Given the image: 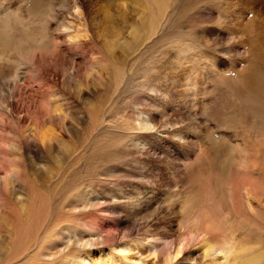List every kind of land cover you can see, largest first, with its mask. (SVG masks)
Wrapping results in <instances>:
<instances>
[{"label":"rangeland","instance_id":"374dc122","mask_svg":"<svg viewBox=\"0 0 264 264\" xmlns=\"http://www.w3.org/2000/svg\"><path fill=\"white\" fill-rule=\"evenodd\" d=\"M151 1L0 0V264H165L207 204L237 253L170 264H264V0Z\"/></svg>","mask_w":264,"mask_h":264},{"label":"bare ground","instance_id":"6f19581e","mask_svg":"<svg viewBox=\"0 0 264 264\" xmlns=\"http://www.w3.org/2000/svg\"><path fill=\"white\" fill-rule=\"evenodd\" d=\"M39 1V0H37ZM258 1H262V0H250V1H242L244 2V4L246 5H254L256 2ZM151 2H154V3H159V0H152ZM246 2V3H245ZM263 2V1H262ZM260 3V2H259ZM258 3V4H259ZM248 7H251V6H248ZM257 9H259L257 7ZM77 12V11H75ZM79 13V12H78ZM216 16V15H214ZM232 16V33L234 35H237L239 38H238V43L240 44L241 42H245V45L244 46V52H246L247 56H254L255 54H261V53H264L262 50V44L261 42H259V40H254L253 38L255 36H252L251 35V32L247 30V26L249 25V21H243V16L242 15H233L231 14ZM251 26V25H250ZM249 27V26H248ZM7 28V27H6ZM253 28V27H252ZM251 28V29H252ZM203 31V30H202ZM253 31V30H251ZM204 32V31H203ZM231 32V31H230ZM201 33V32H200ZM253 33V32H252ZM257 33V32H256ZM7 34V33H6ZM203 34V33H202ZM206 34V33H205ZM255 34V33H253ZM5 35V33L3 34ZM15 35V34H14ZM137 35V34H136ZM256 35V34H255ZM202 36V35H200ZM204 36V34H203ZM202 36V37H203ZM206 36V35H205ZM204 36V37H205ZM210 37V36H209ZM236 37V36H235ZM118 39V38H117ZM202 39V38H201ZM256 39V37H255ZM203 40V39H202ZM204 41V40H203ZM3 42V41H2ZM206 42H209V41H206ZM237 42V40L235 41ZM237 44V43H236ZM243 44V43H242ZM241 44V45H242ZM32 45V44H31ZM238 45V44H237ZM236 45V46H237ZM2 48V47H1ZM5 48V47H4ZM262 51V52H261ZM245 56V55H244ZM257 56V55H255ZM248 57H244V61L243 63L247 62L248 65L245 66L243 63L241 69L239 70V73L241 74H245L246 76H244L243 79H245V81L243 83V89L246 91V92H249L251 89H252V84L253 81L252 79L249 77V70L251 68V65L249 63V58ZM256 58V57H255ZM253 59V58H251ZM257 59V58H256ZM258 59L261 60V56L258 55ZM255 60V59H254ZM256 61V60H255ZM257 62V61H256ZM256 64V63H255ZM178 66V65H177ZM173 68L176 69L175 66L172 65ZM256 68H258L256 66ZM179 69V68H178ZM252 69V68H251ZM5 72V71H4ZM99 74V73H98ZM185 95V94H184ZM254 105L256 106H261V103L260 101L258 100H254ZM139 127L143 126V128H146L147 129H152L154 128L155 124L149 119H143L142 117L140 118L139 120ZM44 131H42L43 133ZM47 131H45L46 133ZM52 135V134H50ZM58 136V135H57ZM41 140L42 142L48 146L51 142V137L47 134H41ZM53 138V137H52ZM58 138V137H57ZM213 145V144H212ZM213 148H211V153H216L218 154V158L216 157H213V161H214V165L216 166V168L218 169V171L220 172H225L226 171V168H227V164H229L231 162V159L229 157V154L227 153H222L220 150H218L214 145L212 146ZM198 164V163H197ZM213 164V163H212ZM227 173V172H225ZM257 183H259V180H256ZM255 183V182H254ZM194 186H196V184H194ZM257 187H254V189H256ZM254 193V192H253ZM205 195V194H204ZM246 195H248V193H246ZM257 198H260L259 194L255 195ZM209 198V197H208ZM201 199V198H200ZM203 199V198H202ZM211 200V199H209ZM242 202L244 204L247 205V207L249 206L250 208H252V205L249 204L250 201L249 200H246L245 198L242 197ZM204 204V203H202ZM214 204V202H213ZM208 205V204H207ZM203 206V208L199 209L197 212L195 213H192L190 215H187V219H186V222H184V226L188 225L185 229H184V232H182L181 234H179V238L177 239V243L179 245L178 247V250L175 251L173 253V251L171 250V246H167V250L168 252L166 253V256H165V264H170L172 263V261L174 260H177V258L180 256V254L184 251L185 247H187L188 245L194 243L196 246H197V252L200 254L199 258L202 257L204 259L202 260H205V259H209L207 261H210L212 258H215L218 257L220 255V253L225 257L226 256H230V254L232 255V253L236 252L237 249L235 248V246L233 245V243L231 242V240H229L228 238L226 239V237H222V238H219V240H215V237L218 236L221 234H219L218 232H220L221 230L219 229V225H217V218H216V215H215V206H212L210 207L209 205L208 206ZM215 205V204H214ZM89 205L87 204V202L83 204V207H88ZM82 207V208H83ZM87 209V208H86ZM194 209V208H193ZM85 210V209H84ZM219 213V212H217ZM189 214V213H188ZM219 217V216H218ZM128 220V219H127ZM129 221V220H128ZM220 222V221H218ZM222 223V222H220ZM223 224V223H222ZM220 230V231H219ZM224 236V234H222ZM71 236V235H70ZM74 238V237H73ZM217 238V237H216ZM70 239V238H69ZM52 241V240H50ZM74 239L71 238V242H73ZM69 242L67 244V246L65 245L64 246V250L66 252H69L70 250V243ZM76 242H81V240L77 239ZM46 241H44L42 244H45ZM124 244V243H123ZM77 245V244H76ZM54 246V247H53ZM84 244H81L80 247H83ZM123 246V245H122ZM128 245H125L123 248V251L126 250L128 247ZM158 247V246H157ZM157 247H155V249H158ZM44 249L46 248H53V250H56V251H61L63 250V247H61V245L59 243H55L53 244L52 246H46L44 245L43 246ZM240 248V247H239ZM246 248V247H245ZM44 249L40 250L39 253L40 255L42 256H45L41 251H43ZM118 249V248H117ZM120 249V248H119ZM176 249V248H175ZM122 250V248H121ZM246 249H244L245 251ZM64 251V252H65ZM119 251V250H117ZM122 251V252H123ZM140 251V250H139ZM164 251V250H163ZM120 253V252H119ZM237 253V252H236ZM164 254V253H163ZM195 254V253H193ZM190 255V253H189ZM192 255V254H191ZM46 256H48V254H46ZM142 256V255H141ZM156 256V254H155ZM120 257V255H119ZM119 257H117V259L119 260ZM183 257V256H182ZM188 257V256H187ZM231 257V256H230ZM197 257H194L193 259L196 260V259H199ZM219 258V257H218ZM226 258V257H225ZM74 258L73 257H69V263L68 264H78L77 261L73 260ZM228 259V258H227ZM230 259V258H229ZM228 259V260H229ZM248 260V259H247ZM251 259H249L250 261ZM83 264H101L102 261L99 260V262H97V260L91 258L90 256L86 255L84 258H83ZM201 261V260H200ZM206 261V260H205ZM217 261V260H216ZM215 261V262H216ZM231 261V260H230ZM234 261V260H233ZM133 262V261H132ZM131 262V263H132ZM143 262V261H142ZM141 261L140 262H135L133 264H144L142 263ZM204 262V261H203ZM215 262H213L215 264ZM235 262V261H234ZM35 263V262H34ZM196 263V261H195ZM197 263H198V260H197ZM201 263V262H200ZM211 263V261H210ZM250 263V262H248ZM246 262V264H248ZM38 264V263H37ZM234 264V263H232Z\"/></svg>","mask_w":264,"mask_h":264}]
</instances>
